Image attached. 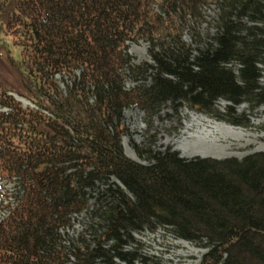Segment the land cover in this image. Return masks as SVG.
<instances>
[{"label":"trees","instance_id":"16d2710c","mask_svg":"<svg viewBox=\"0 0 264 264\" xmlns=\"http://www.w3.org/2000/svg\"><path fill=\"white\" fill-rule=\"evenodd\" d=\"M140 40L151 63L127 52ZM0 73V183L17 187L0 264H149L134 234L159 228L206 248L201 264H264V151L137 148L138 163L121 144L128 108L218 116L224 101L243 125L236 108L264 106V0H0ZM83 212L85 229L64 238Z\"/></svg>","mask_w":264,"mask_h":264},{"label":"rangeland","instance_id":"374dc122","mask_svg":"<svg viewBox=\"0 0 264 264\" xmlns=\"http://www.w3.org/2000/svg\"><path fill=\"white\" fill-rule=\"evenodd\" d=\"M217 13L218 9L215 5H210L206 9L207 22L200 27L202 36H205L207 31L210 33L214 31ZM185 40L189 41L188 34L185 35ZM127 52L136 64L151 63L147 54V44L142 40L130 42ZM1 76L0 73V78ZM55 78L60 82V88L64 90L65 81L68 79L61 76ZM126 86H131L130 80L126 81ZM10 93L23 107H34L20 95ZM226 104L224 101L219 102L218 116L194 112L185 106L176 110L167 104L150 119L142 110L128 108L123 112L126 134L122 137L121 144L124 154L135 162L147 163L146 154L139 155L137 148L145 152L148 148L153 151L170 148L184 158L210 157L215 159L231 157L242 159L246 155L263 152L264 106L250 111L247 104L240 105L235 113H245L246 120L243 125H233L225 120L228 118L225 114ZM198 115L236 129L229 130L223 126L213 128L208 127L207 124L189 126L192 116ZM176 141H179L180 145L176 144ZM15 188L17 187L14 182L0 183V220L7 216L6 204L14 202L11 193ZM89 222V215L85 212L74 216L73 228L63 230V237L70 240L76 239ZM134 238L138 241L137 253L146 258L149 264H201L202 256L207 251L200 245L174 237L165 228H159L154 232L145 230L135 233Z\"/></svg>","mask_w":264,"mask_h":264},{"label":"bare ground","instance_id":"6f19581e","mask_svg":"<svg viewBox=\"0 0 264 264\" xmlns=\"http://www.w3.org/2000/svg\"><path fill=\"white\" fill-rule=\"evenodd\" d=\"M198 124H200V125L201 124H207L208 127H213V128H217V127L223 126V127H226L229 130L230 129H232V130L236 129V128H233L232 126L226 125L224 123L214 122L211 119H209V118H207L205 116H202V115L192 116V119L190 121V125L189 126H191V125L194 126V125H198ZM176 144H179V141H176ZM179 145H178V148H179Z\"/></svg>","mask_w":264,"mask_h":264}]
</instances>
